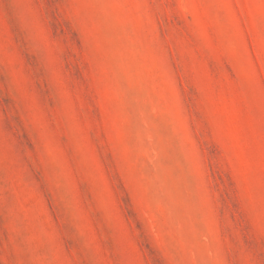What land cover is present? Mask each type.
Returning a JSON list of instances; mask_svg holds the SVG:
<instances>
[{
  "label": "rangeland",
  "instance_id": "1",
  "mask_svg": "<svg viewBox=\"0 0 264 264\" xmlns=\"http://www.w3.org/2000/svg\"><path fill=\"white\" fill-rule=\"evenodd\" d=\"M0 264H264V0H0Z\"/></svg>",
  "mask_w": 264,
  "mask_h": 264
}]
</instances>
